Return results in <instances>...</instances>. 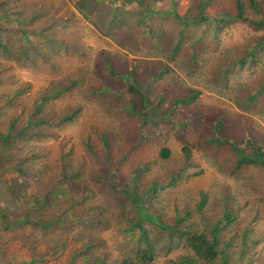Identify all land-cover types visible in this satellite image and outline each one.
Listing matches in <instances>:
<instances>
[{
  "label": "rangeland",
  "instance_id": "1",
  "mask_svg": "<svg viewBox=\"0 0 264 264\" xmlns=\"http://www.w3.org/2000/svg\"><path fill=\"white\" fill-rule=\"evenodd\" d=\"M130 1L0 0V134L12 118L20 128L29 116H44L26 139H0V264H81L84 257L70 256L84 245L88 263L117 264L135 255L138 223L155 242L152 264H185L178 258L192 251L178 231L190 220L194 229L211 227L224 212L233 220L220 230L214 263L223 252L227 264H264V168L234 172L233 152L201 134L206 117L222 116L228 137L247 133L264 147V28L233 20L235 0ZM241 1L244 15H264V0L259 12ZM146 4L150 35L142 38L137 13ZM101 52L165 62L162 73L144 79L143 92L151 113L166 120H142L119 107L116 96L133 77L105 78ZM72 79L75 85L54 92L34 114L41 91ZM190 90L197 97L172 112L175 98ZM74 106L71 120L58 123ZM171 120L184 125L175 133ZM141 122L146 133L166 128L168 136L146 135ZM177 136L189 145L187 165ZM162 146L170 149L167 159L159 156ZM140 163L144 170L133 179ZM174 172L175 184L148 195L145 210L122 191L165 185ZM152 214L170 225L182 217L175 246Z\"/></svg>",
  "mask_w": 264,
  "mask_h": 264
},
{
  "label": "trees",
  "instance_id": "2",
  "mask_svg": "<svg viewBox=\"0 0 264 264\" xmlns=\"http://www.w3.org/2000/svg\"><path fill=\"white\" fill-rule=\"evenodd\" d=\"M144 0H138L139 6L143 5ZM129 2H132L129 0ZM248 6L251 9H254V11L259 12L258 10V0H247ZM1 4H4L2 2ZM133 8V7H132ZM235 8H236V14L233 16V20H240L247 22L249 25L255 27V28H264V15H260L257 18H250L246 15H244L243 11V3L241 0H235ZM136 8H133L135 11ZM2 15H6V12H2ZM39 12L32 13L31 18L38 17ZM137 23H141V29H142V38H144V34L146 36L150 35V28L146 27L147 24H149L148 20H150V16L148 14V5L142 6V9H140L137 13ZM3 29L0 26V30ZM1 46V44H0ZM77 46V45H76ZM176 48V46H175ZM6 49V48H4ZM81 49V48H80ZM83 51V50H82ZM78 52V48L75 47V51ZM78 54V53H77ZM84 53H82L83 55ZM98 61L101 64V67L104 72V77H120V78H127L128 76L133 77V80L131 82H128L126 84V90L124 91V96L118 94L116 97L118 101L120 102L119 107L127 112L130 115H133L135 117H139L142 120H146V117L150 118H159L156 115L151 113L150 108L147 105V100L145 97V94L143 92V88L145 86V81H147V78H150L154 75H159L166 69V64L164 61L160 60H137L135 58H120L116 57L114 55H111L107 52H101L98 56ZM120 64L125 66V70H120L119 66ZM159 65V66H158ZM158 66V67H157ZM94 74L97 73V69H93ZM143 73V74H142ZM95 74V76H96ZM142 75H145V78ZM145 79V81H144ZM126 81V80H125ZM144 81V82H143ZM57 85L52 89H46L41 91L38 98L34 100V114L41 113L43 111L44 105L48 102V100L52 96H56L53 94L54 92H62L67 89H70L71 86L76 84V80L72 79L71 83L69 84H62L59 81H57ZM198 95L197 90H190L188 95L185 96H178L174 100V107L171 109H176V107L180 105L189 104L192 100H194ZM123 100V101H122ZM118 105V103H116ZM79 107H72L68 111H66L60 118L58 123H64L66 121L71 120L72 115L75 114L78 111ZM161 120H166L165 117H162ZM173 119V117H171ZM203 120V119H202ZM44 121V116L40 115L39 117L31 118L29 116L27 118V121L23 127L17 128L16 124L17 121L15 118H12L7 125V131L4 134H0V139L3 142H6L8 144H16L18 139L24 140L26 139L30 132H28L27 128L32 124H39ZM172 121V120H171ZM206 121L209 123V128L205 125L204 128H202V138L204 142L213 144L214 147H225L230 149L234 154V161H233V170L234 172L242 171L249 165H255L260 166L264 168V147L262 146L261 142L258 139H253L249 134L245 133L243 136L238 137H228L225 134V131H227V127L224 125V120L222 116H215L211 119H208L206 117ZM34 122V123H33ZM172 123L176 126L175 133L177 129H179L181 126L184 125V122L179 121L178 123L175 121H172ZM34 124V125H35ZM188 124V121L185 123ZM35 125V126H36ZM139 128L143 133H146L143 128V123H139ZM170 126V124H169ZM41 134V131H37V133ZM152 134L155 135H163L164 137H167L168 134H166V128H156L153 132L146 133V135L151 136ZM52 135V134H51ZM177 138L180 140L181 143V150L184 156V163L185 165L188 164L189 154H190V148L187 143V141L177 136ZM170 155V149L168 147L162 146L159 149V156L163 159H167ZM114 163V162H112ZM144 170V166L140 163L133 167L132 169V178L136 179L138 177V174ZM177 172L172 173L169 176V180L165 185L158 183V182H152L144 191L141 193H136L134 190L130 189H123L122 191L126 194L127 198L139 206L140 209L145 210L147 208V205L145 204V198L148 195L156 194L158 190L163 189L165 186H172L177 181ZM24 187V186H23ZM54 191V189L52 190ZM52 196V194H51ZM50 193L46 197V200H51ZM37 204V203H36ZM205 204V198H201L196 203V213H200V217L203 216L204 212H202ZM217 205V204H216ZM4 216V215H3ZM152 216L162 222L159 223V225L163 228L168 230V236H169V245L175 246V244L172 243L173 238V232L177 228V225L181 223L182 217H177L176 220L172 225L165 223L160 220L159 217ZM210 218V216H209ZM223 219V220H222ZM222 219H218V221L212 225L211 227L207 226L206 223H203L202 229H194V220H190L187 225L183 227V230L178 231L179 236L184 235L186 238V245L190 248L192 251L191 254L181 255L178 258V262L185 263V264H215L214 260L217 258V255L219 253V250L217 249V245L219 242V234L220 230H222L227 222H230L233 220V216L229 212H224L222 214ZM18 221H13V223H17ZM139 229H140V235H138L135 238V255L133 257H122L117 264H152L153 258L155 256V247L154 243L151 239H149L145 235L144 227L138 223ZM222 228V229H221ZM209 237H208V235ZM245 236V234H244ZM172 243V245H171ZM89 245L79 246L76 249L72 251L71 259L70 261H74L77 257H84V261L81 264H102L101 262H98L96 259L97 257H94L93 261L91 263L89 262V259L87 258V254L85 253V249L88 248ZM87 258V259H86ZM33 262L34 260H30ZM220 264H227L226 255L222 252L220 254Z\"/></svg>",
  "mask_w": 264,
  "mask_h": 264
}]
</instances>
